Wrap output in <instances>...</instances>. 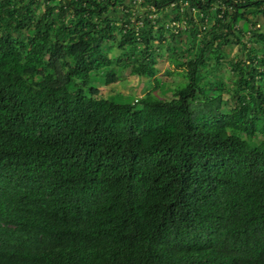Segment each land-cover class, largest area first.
Listing matches in <instances>:
<instances>
[{"label": "trees", "instance_id": "trees-1", "mask_svg": "<svg viewBox=\"0 0 264 264\" xmlns=\"http://www.w3.org/2000/svg\"><path fill=\"white\" fill-rule=\"evenodd\" d=\"M261 15L0 0V264H264ZM164 54L186 79L170 97ZM105 68L154 84L99 96Z\"/></svg>", "mask_w": 264, "mask_h": 264}, {"label": "rangeland", "instance_id": "rangeland-1", "mask_svg": "<svg viewBox=\"0 0 264 264\" xmlns=\"http://www.w3.org/2000/svg\"><path fill=\"white\" fill-rule=\"evenodd\" d=\"M258 20L260 21L259 23L261 24V27L264 28V16L261 15ZM224 49L229 53L228 57L236 56L238 54L237 44L234 46L227 45ZM227 59L228 58L224 59V64L221 70L225 73V77H232V73L229 71V65L226 62ZM159 67L160 74L166 75L169 78V81L166 83L167 90H169L170 93L169 96L166 94L164 97H170L171 91L184 85L186 79L181 75L180 69H178L175 64L170 61V59L167 57V54H164L159 60ZM106 71L107 68L98 72L92 82L93 85H97L100 88V92L98 93L99 96H109L110 93L117 95L119 92H127L130 97L134 98L136 96L142 95L147 90V88L153 86L154 84V80L152 78H145L144 76L131 74L129 73L128 69H125L123 72H119L120 74L117 76L115 81L106 83ZM109 89L110 93L108 92Z\"/></svg>", "mask_w": 264, "mask_h": 264}]
</instances>
